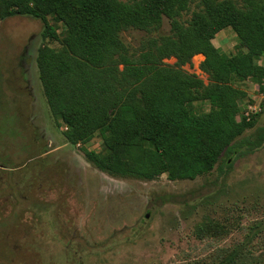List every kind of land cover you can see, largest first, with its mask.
<instances>
[{
  "label": "rangeland",
  "instance_id": "rangeland-1",
  "mask_svg": "<svg viewBox=\"0 0 264 264\" xmlns=\"http://www.w3.org/2000/svg\"><path fill=\"white\" fill-rule=\"evenodd\" d=\"M233 1L243 7V0ZM195 10L192 2L180 20ZM47 21L61 37L62 25ZM42 28L28 16L0 21V264H221L229 257L230 264H264V147L229 155L228 168L221 166L224 155L193 180L163 174L143 181L98 171L82 150L102 152L100 136L67 143L66 128L45 101L37 53L61 46L42 39ZM170 35L163 17L156 28H128L118 37L138 63L153 42ZM212 44L231 55L238 38L226 28ZM202 60L193 56L180 68L207 85ZM162 62L176 64L173 57ZM235 86L246 93L238 119L255 121L240 138L253 139L264 129V88L251 80ZM208 109V102L193 104L197 114Z\"/></svg>",
  "mask_w": 264,
  "mask_h": 264
},
{
  "label": "trees",
  "instance_id": "trees-1",
  "mask_svg": "<svg viewBox=\"0 0 264 264\" xmlns=\"http://www.w3.org/2000/svg\"><path fill=\"white\" fill-rule=\"evenodd\" d=\"M192 2L197 10L181 21ZM18 16L39 20L42 39L59 42L58 51L43 46L37 53L43 95L66 128L67 143L84 145L100 136L102 152L82 150L98 171L143 181L163 174L170 181L193 180L224 155L221 166L228 168L229 155L264 147L262 128L253 139L240 138L255 121L238 119L246 93L235 86L251 80L264 88V0H243L242 8L233 0H0V21ZM48 17L62 25L61 37ZM163 17L171 35L133 63L119 32L156 28ZM226 28L238 38L231 55L212 44ZM196 55L203 56L199 69L207 85L180 68ZM170 57L175 66L163 64ZM195 102H208L209 109L197 114Z\"/></svg>",
  "mask_w": 264,
  "mask_h": 264
}]
</instances>
